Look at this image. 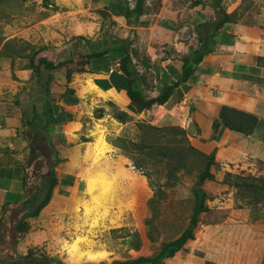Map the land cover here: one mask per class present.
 I'll use <instances>...</instances> for the list:
<instances>
[{"label":"rangeland","instance_id":"rangeland-1","mask_svg":"<svg viewBox=\"0 0 264 264\" xmlns=\"http://www.w3.org/2000/svg\"><path fill=\"white\" fill-rule=\"evenodd\" d=\"M163 1L167 0H143L147 8L156 11ZM86 3L0 0V37H16L17 46L26 48L22 56H16L0 44V114L20 118L16 126L23 136L29 129V116L34 108H43L45 97L31 79L24 84L22 99L15 101L22 84L16 75L28 76L30 72L28 43L32 51L39 50L36 60L45 55L59 61L75 45L89 51L77 39L85 35L86 28L79 24L70 27L79 13L85 18ZM221 3L234 20L264 29V0ZM109 33L119 36L102 23L98 36ZM258 59L264 63V55ZM61 71L54 72L51 100L55 94L61 98L58 92L66 79ZM149 90L147 87L148 96ZM136 107L130 98L123 102L99 94L85 96L74 108L78 119L73 130L68 128L62 134L58 127L49 134L63 161L57 167L59 179L49 204L40 216L25 223L18 236L24 254L65 264H111L154 256L189 227L196 206L194 188L200 173L209 168L214 177L203 182L205 206L193 237L163 264H264V160L247 157L234 165L213 163V152L199 150L189 129L156 127L154 119L163 114L157 105L143 110ZM229 118L235 127H246L251 119L234 112ZM101 135L106 146L99 139ZM4 143L13 145L12 139ZM32 148L44 154L51 151L42 142H34ZM11 152L0 150V162ZM12 206L7 210L9 219L3 222L0 262L11 249L20 214L17 205ZM73 250L83 257H73Z\"/></svg>","mask_w":264,"mask_h":264},{"label":"crops","instance_id":"crops-1","mask_svg":"<svg viewBox=\"0 0 264 264\" xmlns=\"http://www.w3.org/2000/svg\"><path fill=\"white\" fill-rule=\"evenodd\" d=\"M85 1V18L81 19L79 13L70 27L72 24H79L82 29L86 28L84 36L96 39L103 23L98 10L115 0ZM212 3L213 0H189L187 3L163 1L157 11L146 8L137 25L128 22L121 14L112 13L114 23L109 29L131 42L133 62L148 79L150 97H156L166 87H174L165 103L152 106L157 105L161 108L159 111L163 112L160 117L152 120L156 125H178L189 129L195 146L205 153L213 152L215 162L223 166L240 163L247 157L264 160V63L258 59L264 55V29L259 30L234 19L227 21L218 30L216 38L219 42L214 45L213 50L205 54L195 65L193 74L181 82L185 67H188L185 58L191 54V47L201 45L198 25L202 22L211 23L216 19ZM130 4L133 6L131 2ZM227 12L230 13L228 10ZM12 39L16 37H7L5 41ZM119 61L115 53L110 52L105 57L95 59L76 56L73 61L63 63L58 68L65 78L69 69H76L69 84L66 79L63 81L58 92V97L61 98L57 99L54 93L53 99V102L59 104L60 111L71 114L72 118L50 126L49 134L58 127L64 132L62 134L67 133L68 128L73 130L78 119L74 108L85 96L99 94L112 100L127 101V91L117 87L123 81L110 77L113 71L122 73ZM28 69V76H21L20 73L16 75L15 79H19L22 84L15 101L22 99L24 84L32 76V70ZM67 85L74 89L75 96L68 95L65 100L63 93ZM50 89L53 96L51 82ZM75 98L78 99L77 102L73 100ZM225 106L259 117L252 135L231 130L224 125L216 130L213 128L214 120L220 116ZM19 121L17 116L0 114V150L12 151L0 162V218L12 205L15 207L22 201V195L33 193L34 190V186L23 185L28 141L16 126ZM9 126L15 131L12 132ZM4 132L8 135L5 136ZM6 139H12L11 147L4 143ZM7 201L11 204L5 211ZM18 251L25 253L21 241Z\"/></svg>","mask_w":264,"mask_h":264},{"label":"trees","instance_id":"trees-1","mask_svg":"<svg viewBox=\"0 0 264 264\" xmlns=\"http://www.w3.org/2000/svg\"><path fill=\"white\" fill-rule=\"evenodd\" d=\"M221 1L222 0H213L212 3L216 12V19L211 23L202 22L198 25L197 32L199 40L201 41V45H198L197 47H191V54L185 58L186 65L188 64V67H185V72L181 82L187 80L191 74H193L195 65L202 60L205 54L212 51L214 45L219 42V39L216 38V36L218 35V30L220 27H222L227 21H232L233 19V15H230L231 13L227 12ZM146 8V4L143 2V0H136L133 6L130 4V0H115L112 2V4L109 3L103 8L99 9L98 12L103 17V28L104 26H107V29L109 30V28L114 23L111 17L112 13L121 14L126 17L128 22H133L135 25H137L140 22V17L143 15V12ZM108 35L109 36L102 35L96 39H91L84 35L78 36L77 39L82 41L89 51L83 52L82 50L78 49V45H75L74 49L69 51V54L64 56L59 61L49 59L45 55L39 56L36 60L39 50L32 51L33 48L30 46L31 44L28 43L29 48H31V52L26 55L30 60L29 68L32 70V76L30 80L35 79L37 86L42 88L45 93L42 106L43 108L33 109L31 115L29 116L30 119L27 122V128L29 129H26V133L24 135L28 141L29 150L27 151L28 160L24 164L25 174L23 177V185L24 187L34 186V190L33 193L22 195V201L17 205L16 209L20 214L15 220L13 239L10 241L11 249L8 253L3 255L6 257L2 262H0V264H65L62 261L54 258L36 257L34 256L35 254H30V252L23 254L18 251L17 243L19 242L18 236L23 230L25 223H28L30 218L39 216L42 209L50 202L53 196V190L57 186L59 179L57 167L63 161V158L60 156L59 149L49 136V127L64 123L69 118L71 119L72 115L64 112V110L60 111L59 104L54 103L53 100L50 99L52 94L50 82L54 78L53 75L56 69H58L63 63L73 61L76 56H82L85 59H95L105 57L110 52H113L115 53V57H118L120 60L119 67L122 70V73L113 71L110 77H117L119 80L121 79L120 81H123L121 84L118 83L117 87L127 91V95L131 99V103L133 102L138 105L136 108L142 110L150 109L153 104H163L168 100L173 92L174 87L169 86L161 90L156 97L148 96L146 94L148 79L146 76L142 75L136 64L133 62L130 48L131 42L129 40L122 39L119 36H115L112 33H109ZM1 43L2 49H7L9 52H11V54L16 56H22L24 50H26V48L21 46L18 47L15 39L5 41V37H0V44ZM75 70L76 69L71 68L67 71V84L72 81ZM108 88L110 87H105V89ZM74 94V89L67 85L66 90L63 93V98L66 100L68 95L75 96ZM73 100L75 102L78 101L77 98ZM232 112L238 113L247 118H251L249 121H247V126H233L229 118V115ZM150 118L153 120L155 117L154 115H151ZM258 121L259 117L253 113L244 112L237 108L225 106L221 110L220 116L214 120L213 128L216 130L220 126L224 125L231 130L242 132L246 135H252ZM156 127L163 129L169 127H178V125H157ZM179 128L182 127L179 126ZM34 142H42L44 144L47 143L51 151L48 154H44L38 149L32 148L34 146ZM212 162H215L214 153L212 155ZM213 177L214 174L209 168H206L200 173L194 188V194L196 197L195 210L189 227L181 235V237L166 244L162 250L154 256L139 257L127 260H115L111 264H163L167 258L173 256L179 249L183 248V245L187 239L193 237V229L198 222L199 214L205 206L204 202L206 198V191L203 188V182L205 179H213ZM6 203L7 205L4 208L5 211L8 209L11 202L7 201ZM7 218L9 219L8 212H5L0 218V242L3 240V222L7 221ZM80 264L97 263L87 262Z\"/></svg>","mask_w":264,"mask_h":264},{"label":"bare ground","instance_id":"bare-ground-1","mask_svg":"<svg viewBox=\"0 0 264 264\" xmlns=\"http://www.w3.org/2000/svg\"><path fill=\"white\" fill-rule=\"evenodd\" d=\"M99 137H100L99 139L103 142V143L101 142V143L103 144V146H106V145H107V142L103 139L104 136L101 135V136H99ZM99 139H98V140H99ZM79 251H80V250H79ZM72 255H73V257H77V255H78V258L83 257V254H82V253H80V252L78 253L77 251H74V250H73V254H72ZM90 256L92 257V254H90Z\"/></svg>","mask_w":264,"mask_h":264},{"label":"clouds","instance_id":"clouds-1","mask_svg":"<svg viewBox=\"0 0 264 264\" xmlns=\"http://www.w3.org/2000/svg\"><path fill=\"white\" fill-rule=\"evenodd\" d=\"M131 1V0H130ZM132 3V2H131ZM133 5L135 4V3H132Z\"/></svg>","mask_w":264,"mask_h":264},{"label":"built area","instance_id":"built-area-1","mask_svg":"<svg viewBox=\"0 0 264 264\" xmlns=\"http://www.w3.org/2000/svg\"><path fill=\"white\" fill-rule=\"evenodd\" d=\"M153 112H155L154 110H153ZM156 113V112H155Z\"/></svg>","mask_w":264,"mask_h":264}]
</instances>
